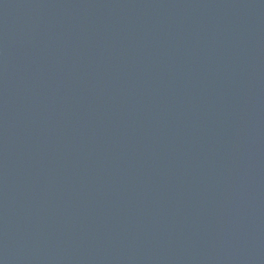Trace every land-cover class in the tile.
<instances>
[{"label":"water","instance_id":"water-1","mask_svg":"<svg viewBox=\"0 0 264 264\" xmlns=\"http://www.w3.org/2000/svg\"><path fill=\"white\" fill-rule=\"evenodd\" d=\"M0 264H264V0H0Z\"/></svg>","mask_w":264,"mask_h":264}]
</instances>
